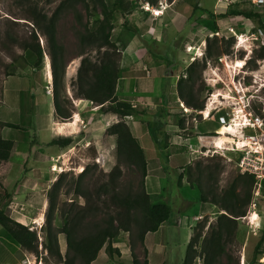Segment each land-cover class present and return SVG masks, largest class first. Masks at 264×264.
I'll use <instances>...</instances> for the list:
<instances>
[{"label": "rangeland", "instance_id": "1", "mask_svg": "<svg viewBox=\"0 0 264 264\" xmlns=\"http://www.w3.org/2000/svg\"><path fill=\"white\" fill-rule=\"evenodd\" d=\"M63 1L65 0H0V105L3 100L4 81L9 77L8 74L15 76L28 64L29 60L26 58L28 52L23 50L22 45L29 41L34 27L31 22L30 9L35 4L49 17L56 15V41L65 51L66 72L64 77L67 76V72L69 76L71 73H74L75 76L72 80L69 78L67 82H63V79L60 83L62 100L65 97L70 99L67 95L66 83L70 85L73 97L76 98L73 85L77 84L78 71L82 61L89 60L95 63L102 56V52L96 50L93 45L81 42L82 36L86 37L102 28L105 33H110V39L119 53L120 79L117 86L120 89L124 87L129 88L130 91L133 90L134 96L129 100H133L137 105L136 116L149 123L165 120L166 128L169 129L168 133L172 134L171 138L174 140L179 139L175 137V134L189 138L190 127L193 129L198 127L203 132L218 129L219 117L215 112L209 121H204L200 116L203 121L201 120L195 126L190 124V117H192L190 108L179 99L181 90L187 92L190 85L194 86L196 97H199L200 101L205 104L212 93L220 90L223 92L221 94H225L228 90L227 85L234 89L232 80L235 76L238 79V75L242 74L239 69L227 68L218 60V57H225L228 64L233 65L236 59H243L245 56H249L252 51L248 67L251 69L259 67L257 54L261 45L255 47L251 45L250 49L249 42H247L244 45L240 44L237 48L235 47L237 39L235 36L232 37L233 33L229 29L232 28L237 32L239 29L245 28L251 29L252 32L263 30L257 17L247 19L238 16V13L241 11L256 13L261 16L260 20L262 19L264 22V0H156L154 5L150 4L148 0H121L118 4L121 9L115 7L118 0H102L98 3L95 0H79L72 7L66 4L60 9ZM148 8H150L149 12L146 11ZM154 9H161L164 15H154ZM39 43L45 51L42 66L36 72L31 69L32 67L27 72L36 75L38 85H41L44 90L47 85L46 73L50 57L47 53L46 39L41 34H39ZM210 45L213 49L212 55L209 56L207 49ZM218 53L221 54L218 55ZM193 63L195 70L190 75L189 68ZM202 67L203 70H201ZM190 79L194 81L192 84H190ZM51 90L52 93L49 95L54 97L53 84ZM219 100L220 107H226L224 112H230V107L233 106L235 100L231 99V102L228 103L223 98H219ZM40 109L43 110L45 107H40ZM32 112L34 114L33 106ZM34 123L36 122L32 120V127L28 131L26 129H8L3 131V136L19 138V142H22L25 137H30L32 141L41 140L44 135L35 133ZM180 127L185 128V132ZM175 128L179 130L174 131ZM23 145L29 146V143ZM27 151L28 148L24 151L25 154L28 153ZM88 154L85 155L83 152L81 153L83 157H68L67 160L62 158L56 173L52 168L57 159L53 158H50L53 163L49 166L44 161L45 157H35V161H31L32 158H29L28 161H25V156L19 153V155H14L10 162L0 163V208L4 209L16 222L34 231L38 240L37 251L30 252L17 244L0 225V264H64L63 259L59 260L57 256L48 253L45 223V213L48 207L47 193L60 177L59 171H66L62 173L66 174V181L59 195L53 227L63 258L67 252L66 236L63 231L66 227L70 205L72 202L77 205L85 204V200L76 194L79 175L85 168L89 172L82 181V187L90 192L98 193L99 187L109 181L107 175L115 166H118L121 171L115 181V193L121 198H127L141 192L143 189L141 169L136 164L129 163L126 155L118 156L116 144L111 157H93L94 149L93 153ZM186 157L190 164L185 163L184 167L176 168L172 172L171 180L164 182L169 194L162 198L152 197L153 203H162L163 201L170 205L174 209L173 215L180 211L181 218L183 215H188V219L191 218L190 228H183L184 225L180 224L169 228L168 233L165 232L168 244L166 264H184L188 244L191 236L193 237L199 230V224L203 226V235H205L209 226L214 225L217 217L224 213L219 206L202 203L205 214L199 215L198 218L201 217V220L198 222L192 220V215L194 211L198 210L201 202L200 191L195 185L191 187L190 184V176L187 174L190 166L195 168L197 163H201L203 166L218 168V174L211 181L210 179L208 181L207 175H205L202 187L206 192L210 188L214 193H222L240 175L235 163L228 162L222 157H195L190 153H187ZM62 165L65 170L59 167ZM151 165L157 166L153 162ZM69 166L75 169L68 170ZM45 167L50 168L54 175L45 186L49 189L44 195L46 199V208L44 209L41 207L40 201L35 200L37 196L39 197V193L33 191L36 179L27 178L28 174L26 173L31 170L35 173V170L41 171ZM157 168L155 167L153 171ZM179 174L183 176L181 179H179ZM244 187L240 185L236 191L240 198L244 195ZM112 195L111 192L107 197H101L97 206L99 211L83 220L78 232L79 237L107 227L109 218L115 216V206L111 201ZM182 197L190 199L192 205L187 207V202L181 199ZM42 214L44 218L39 221ZM237 220L238 229L234 242L227 246V254L216 264H240L243 256L246 260L251 261L257 245L260 251L264 250V234L254 235L250 225L242 218H237ZM174 221L172 220L173 223ZM189 233L190 239L187 242ZM120 241H124L130 246L133 258L138 259L140 264L144 263L145 251L138 238L136 226H132L130 232H119L117 237L111 240V243L104 245L100 251H105L111 245V254L107 250L106 253L112 257L115 245ZM196 249L199 257L196 258L195 264H204V257L200 255V245ZM227 255L232 257L231 262ZM74 264H85V262L78 257Z\"/></svg>", "mask_w": 264, "mask_h": 264}, {"label": "trees", "instance_id": "2", "mask_svg": "<svg viewBox=\"0 0 264 264\" xmlns=\"http://www.w3.org/2000/svg\"><path fill=\"white\" fill-rule=\"evenodd\" d=\"M79 0H65L60 5V9L68 4L72 7ZM102 2V0H95ZM121 0L117 1L116 8ZM150 4H155L156 0H148ZM104 4V3H102ZM31 22L33 29L30 34V39L24 42L22 48L27 54L33 55L35 58L34 67L40 68L43 63L44 49L39 43V34L46 39L47 53L50 57L51 73L54 86V105L57 116L66 122L72 117L73 104L69 98L61 99V89L59 88L65 75V51L56 41V15L49 17L45 12L40 11L38 5L35 4L30 9ZM238 16L251 19L257 17L263 30L264 22L260 15L256 13L241 11ZM233 40V39H232ZM81 42L83 44H91L93 47L102 52L99 61L92 63L89 60H83L78 71L77 84L73 85L74 96L77 99H85L92 101L97 105H105L109 103L107 108L103 111H110L122 119L120 122L112 125L108 129V134L116 136L117 155H126L129 163L136 164L142 172L143 189L140 193L121 198L115 193V181L121 174L120 168L115 166L114 169L107 175L109 181L100 186L98 193L90 192L82 187L83 180L88 174L87 168L79 175V185L77 187V195L85 200L84 205H77L71 203V208L67 213V223L63 233L66 236L67 252L63 258L58 245L57 234L54 232L53 219L58 206V199L62 187L66 181V174H61L48 191V207L45 213V223L47 229L48 239V253L57 256L59 260H64V264H74L76 258H81L85 264H91L96 258L99 251L107 243L117 237L119 232H130L132 226L138 228V238L144 247L145 236L150 232H156L161 225L168 222L171 215V208L165 203H153L151 195H149L145 188V179L147 176V162L143 148L138 140L133 136L129 126L124 121L126 116L134 115L135 108L128 102H121L116 97V90L118 81L120 79L119 69V53L110 39V33L100 28L97 32H92L86 37L82 36ZM233 45V44H232ZM213 47L210 45L207 49L208 55H212ZM221 53H218L220 55ZM27 58V56H26ZM257 58L264 59V45L258 51ZM194 63L190 65L189 74L192 75ZM197 70V69H196ZM203 70V67L201 68ZM8 76H13L8 74ZM191 78V77H190ZM194 81L190 79V84ZM194 86H188L187 92L181 90L179 99L189 108L194 110H203L205 102H201L199 97H196L193 90ZM1 127L16 128L14 125L2 124ZM181 129L183 127H180ZM184 129V128H183ZM194 129L190 128V131ZM190 136H192L190 132ZM63 146L69 144V140L60 141ZM14 147V142L5 140L0 137V163L9 161ZM190 176L191 187L194 185L200 191V202L211 203L219 206L224 212L217 217L214 225H210L207 233L203 235V226L199 224V230L191 238L188 247L187 255L184 264H195L197 254V246L200 245V255L204 257V264H216L219 260L227 254V246L234 242L236 231L238 229L237 218L244 217L251 201L253 179L250 176L238 175L229 188L222 193H214L212 189L208 192L203 190L202 184L205 175L209 181L215 178L218 174L216 166H203L197 163L196 167L190 166L187 171ZM183 176H180L181 179ZM245 186L244 195L240 198L237 189L239 186ZM112 192L111 201L115 206V216L109 218L107 227L99 229L95 233H90L84 237H79L78 232L81 228L83 220L99 211L98 204L101 197L108 196ZM96 196V197H95ZM0 225L9 234V236L20 246L26 250L33 252L37 251V234L34 231L11 218L4 209L0 208ZM111 254V245L106 248ZM145 251V249H144ZM72 253V255H71ZM146 253V251H145ZM261 253L258 245L254 251L252 262ZM230 262L232 257L227 255ZM132 264H140L138 259L134 258ZM143 264H148L144 260Z\"/></svg>", "mask_w": 264, "mask_h": 264}, {"label": "crops", "instance_id": "3", "mask_svg": "<svg viewBox=\"0 0 264 264\" xmlns=\"http://www.w3.org/2000/svg\"><path fill=\"white\" fill-rule=\"evenodd\" d=\"M26 56L29 60L26 68L21 69L15 76H9L4 81L3 100L0 105V123L16 126V128L2 127L0 129L1 138L14 142V147L8 162L12 160L14 155H19V153H21L25 156V161H28L29 158H32L31 161H35V157H45L46 159L44 161L50 166L53 163L51 160L52 158L57 159L59 164L62 162V158L67 160L68 157H83L81 153L85 152V155H89L88 153H93V149L95 153L94 155L92 154L93 157H111L113 155L114 145L116 144V136L109 135L107 131L112 125L122 120L120 116L110 111H103L104 108L108 107L109 103L97 105L89 100L74 98L70 85L66 83L67 95H69L73 104L72 117L70 120H67V122L79 116V125L76 123L78 126H68L67 122L62 121L56 114L54 97L46 93V86L49 85L50 82L53 83V78L51 77V81L49 80L50 74L47 71V85L43 90L42 86L38 85L39 83L36 75H31L29 71L27 72L31 67L35 72L36 70H40L33 65L35 58L32 54H27ZM66 75V77H63V82H67L69 78H71L69 80H72L75 77L74 73H71L69 76L67 72ZM125 86L127 87V85ZM121 89L122 91H120ZM121 89L117 86V99L121 102L131 103L134 108H137L134 101L129 100L134 96L133 90L131 89L130 91L129 88L124 87ZM32 106L34 108V114L32 112ZM40 107H45V109L42 110ZM32 120L37 123L33 125L35 127V133L44 135L41 140L32 141L30 137H25L22 142H19V138L3 136V131L8 129H26V131H28L32 127ZM124 121L129 126L133 136L138 140L145 153L147 162L145 188L147 193L151 195V198H162V196L168 195L169 192L165 188L164 182L171 180L173 175L172 172H174L176 168L190 164V161H187L186 157V154L190 153V137L183 138L182 135L175 134V137L179 139L174 140V138H171L172 134L168 133L169 129L166 128L165 120L163 122L155 121L149 123L142 121L139 116L134 114L126 116ZM190 128L192 129V127ZM177 129L175 128L174 131H177ZM184 129L182 131L185 132ZM191 132L192 136H195L199 133L211 131L206 130L203 132V130L196 127ZM65 140H69L70 142L68 145L63 146L60 141ZM24 143H29V146H24ZM27 148L28 153L25 154L24 151H26ZM152 162L157 164V166H152ZM155 167L158 168L153 171ZM26 174H28L26 176L27 178L36 179V185L33 191L37 194L39 193V197L37 196L35 200L37 202L40 201L39 203L42 204L41 207L45 209L46 199L44 195L49 189L48 187L45 188V186L48 185L51 176L54 174L50 171V168L48 169L46 167L41 171L35 170V173L31 170ZM180 175L181 174H179V176ZM182 188L184 187L182 186ZM181 199L187 202V207L192 205L190 199H185L184 197ZM162 203L166 204V202L163 201ZM202 205L203 204L200 203V207L197 211H194L192 215V220L195 222H198L197 218L199 215L205 214ZM170 208L171 215L168 222L161 225L158 231L150 232L145 236V260H147L148 264L167 263L166 253L168 251V244L165 232L168 233L169 228L171 229V227L175 225L179 226L180 224L184 225L183 228L191 227V218L188 219V215H183L181 218L180 211L177 210V213L175 212L173 215L174 209L171 206ZM172 220H175L174 223ZM189 239L190 233L186 241L188 242ZM115 246V252L112 257L106 253V250L100 251L92 264H132L134 258L130 246L125 244L124 241L118 242Z\"/></svg>", "mask_w": 264, "mask_h": 264}, {"label": "built area", "instance_id": "4", "mask_svg": "<svg viewBox=\"0 0 264 264\" xmlns=\"http://www.w3.org/2000/svg\"><path fill=\"white\" fill-rule=\"evenodd\" d=\"M257 3V1H255ZM235 36L237 43L235 47L249 42L248 46L254 47L264 45V30L252 32L251 29H229ZM242 45V46H243ZM260 46V47H261ZM251 54L243 59H236L242 62L241 76L237 79L235 76L232 80L233 88L227 85V94L234 99L233 106L230 107V112H224L226 107H220L221 102L215 95L221 94L220 90L211 94V97L206 102L204 110H194L190 108L191 122L194 126L200 123L202 116L204 121H209L212 114L215 112L219 117V127L226 126L225 134H220L218 129L206 132L204 134H196L190 136V154L193 156H202L205 158L222 157L228 162H234L240 175L250 176L253 179L252 197L244 217H241L248 225L253 228V234H264V59L257 60L259 67L251 69L248 63L251 60ZM218 60L229 68L225 57H219ZM51 83L46 87L47 94H51ZM222 101V100H221ZM216 102V103H213ZM213 105V106H212ZM213 108V109H211ZM209 113L206 114V111ZM202 120V121H203ZM227 140L220 143L222 137ZM58 160L53 165V172L56 173ZM65 170L64 165L59 166ZM75 169L69 166L68 170ZM66 172V171H62ZM61 173V171H59ZM257 219L254 221L253 216ZM201 218V217H200ZM200 218L197 221L201 220ZM253 260V259H252ZM241 258L240 264H264V250L259 253L254 262Z\"/></svg>", "mask_w": 264, "mask_h": 264}, {"label": "bare ground", "instance_id": "5", "mask_svg": "<svg viewBox=\"0 0 264 264\" xmlns=\"http://www.w3.org/2000/svg\"><path fill=\"white\" fill-rule=\"evenodd\" d=\"M148 11H150V8H148L147 9ZM153 14L154 15H156V16H160V15H164V12L161 10V9H154L153 10ZM240 48H241V46H240ZM189 51H190V49H189ZM188 51V52H189ZM202 56V55H201ZM243 65V63L242 62H240V61H238L237 63H233V65H229V68L230 69H235V70H237L238 68H241V66ZM237 72V71H236ZM48 73L50 74V76H49V79L52 77V74H51V69H50V65H49V63H48ZM221 95H223L222 97H223V99H225V100H227V103L230 101L231 102V97L230 96H228V95H226V94H217V95H215V101H216V98L217 97H221ZM219 99V98H218ZM213 103H216V102H213ZM213 106V105H212ZM209 110L210 109H208L207 111H206V114H208L209 113ZM67 122V121H66ZM79 122V116H76L75 117V119L74 120H72V121H68L67 122V125L69 126H74V125H77L76 123H78ZM78 125H79V123H78ZM77 125V126H78ZM75 129V128H74ZM220 130V134H225L227 131H229V130H231V129H227V127L226 126H224V127H222V128H220L219 129ZM227 140V138L224 136V137H222L221 138V140H220V143L221 142H224V141H226ZM44 218V216L42 215L41 216V218H39L38 220L40 221L41 219H43ZM253 219H254V221L257 219V216L256 215H254L253 216ZM37 220V219H36Z\"/></svg>", "mask_w": 264, "mask_h": 264}, {"label": "clouds", "instance_id": "6", "mask_svg": "<svg viewBox=\"0 0 264 264\" xmlns=\"http://www.w3.org/2000/svg\"><path fill=\"white\" fill-rule=\"evenodd\" d=\"M144 9H145V8H144ZM146 11L149 12L147 9H146ZM220 57H221V56H220ZM218 58H219V57H218ZM249 62H250V61H249ZM52 82H53V80H52ZM50 83H51V82H50ZM51 84H53V83H51ZM204 107H205V105H204ZM183 109L185 110V107H183ZM186 109H187V108H186ZM203 110H204V109H203ZM185 112H186V111H185ZM186 113H187V112H186ZM62 173H65V172H61L60 175H61Z\"/></svg>", "mask_w": 264, "mask_h": 264}]
</instances>
